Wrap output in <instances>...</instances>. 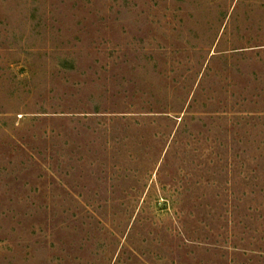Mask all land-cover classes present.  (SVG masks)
I'll return each instance as SVG.
<instances>
[{
  "label": "rangeland",
  "instance_id": "rangeland-1",
  "mask_svg": "<svg viewBox=\"0 0 264 264\" xmlns=\"http://www.w3.org/2000/svg\"><path fill=\"white\" fill-rule=\"evenodd\" d=\"M0 264H264V0H0Z\"/></svg>",
  "mask_w": 264,
  "mask_h": 264
}]
</instances>
